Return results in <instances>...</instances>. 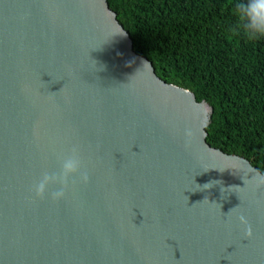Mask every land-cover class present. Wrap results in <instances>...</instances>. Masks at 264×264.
Segmentation results:
<instances>
[{
	"label": "water",
	"instance_id": "obj_1",
	"mask_svg": "<svg viewBox=\"0 0 264 264\" xmlns=\"http://www.w3.org/2000/svg\"><path fill=\"white\" fill-rule=\"evenodd\" d=\"M212 113L108 0H0V264H264V174ZM74 147L88 183L36 197Z\"/></svg>",
	"mask_w": 264,
	"mask_h": 264
},
{
	"label": "trees",
	"instance_id": "obj_2",
	"mask_svg": "<svg viewBox=\"0 0 264 264\" xmlns=\"http://www.w3.org/2000/svg\"><path fill=\"white\" fill-rule=\"evenodd\" d=\"M240 0H108L136 53L213 107L207 142L264 174V38L250 41Z\"/></svg>",
	"mask_w": 264,
	"mask_h": 264
},
{
	"label": "clouds",
	"instance_id": "obj_3",
	"mask_svg": "<svg viewBox=\"0 0 264 264\" xmlns=\"http://www.w3.org/2000/svg\"><path fill=\"white\" fill-rule=\"evenodd\" d=\"M235 15L240 32L248 40L255 41L264 38V0H240L236 5ZM74 176L77 177L79 183H88V173L83 170L78 150L75 147L62 159L59 171L43 173L33 185L32 190L36 197L42 198L49 185H57V190L50 193V198L54 202L59 201L64 198L70 178ZM238 219L240 223L246 224L244 216L241 215ZM250 232V229H246L245 234L248 235Z\"/></svg>",
	"mask_w": 264,
	"mask_h": 264
}]
</instances>
